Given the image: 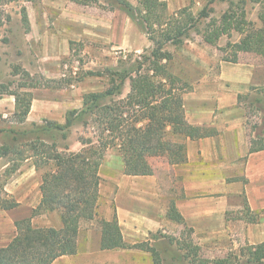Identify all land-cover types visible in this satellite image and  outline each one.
<instances>
[{"label":"trees","instance_id":"1","mask_svg":"<svg viewBox=\"0 0 264 264\" xmlns=\"http://www.w3.org/2000/svg\"><path fill=\"white\" fill-rule=\"evenodd\" d=\"M76 1L83 4L104 1L112 8L125 10L149 33L153 48L135 58L130 55L127 59L122 58L120 68L87 71L89 75L107 76L109 85L102 91L85 93L82 107L67 110L64 122L44 118L43 123H33L32 128H0L1 132L9 133L14 142L24 140L15 147L0 144V157L16 153L20 159L34 158L37 169L49 166L41 175V200L31 216L15 221L14 237L0 248V264H52L58 257L79 250L78 235L82 223L98 215L100 166L108 149L115 147L119 150L126 174L148 175L153 173L150 157L164 155L172 164L185 162L186 141L215 132L188 122L184 94L192 89V85L170 69L173 55L165 49L167 43L185 35L200 17L207 16L206 7L215 0H207L197 17L186 8L175 15L168 14L165 0H140L138 5L130 0ZM246 1L238 0V9L225 12L220 24H212V30L205 34V40L211 44H216L222 35L230 34L232 30L243 34L240 41L229 43L234 48V55L224 60L238 62L241 51L254 52L264 60V0H249L261 6L259 18L263 25L260 27H255L254 22L247 19L246 9L241 5ZM23 16L29 22L25 8ZM24 74L32 78L29 71L24 70ZM127 80L130 88L123 96ZM35 85L23 84L25 91L8 92L15 96L14 115L20 121H24L31 110V88ZM2 87L9 91L7 86ZM87 116L92 118L94 136L81 137L84 147L79 151L60 150L54 132L65 137L66 131L77 121L82 120L87 126ZM251 142V151L264 149V135L253 137ZM29 150L32 154H26ZM4 188V184H0V208L18 206L19 202L8 196ZM51 211L59 212L61 227L33 224V217ZM245 211L252 213L247 205ZM168 216L178 222L184 221L174 203ZM248 220L255 221L256 217L249 216ZM99 222L102 249H145L151 251L156 264H161L159 252L147 242L127 244L124 241L116 214L110 220L101 218ZM186 246L194 250L199 248L191 243ZM241 254L244 261L233 256L236 262L224 257L201 260L197 264H264V241L249 244Z\"/></svg>","mask_w":264,"mask_h":264},{"label":"rangeland","instance_id":"2","mask_svg":"<svg viewBox=\"0 0 264 264\" xmlns=\"http://www.w3.org/2000/svg\"><path fill=\"white\" fill-rule=\"evenodd\" d=\"M138 5L140 0H130ZM167 13H175L183 8L197 17L207 5V0H165ZM238 0H215L207 5V16L200 17L187 33L180 39L166 44L165 49L173 55L169 67L174 73H183L190 77L194 72V65L202 64L207 58H232L233 46L229 43L238 42L243 34L232 30L230 34L222 35L216 44L205 40V34L220 24L222 16L229 9L236 10ZM246 9V17L254 22L255 27L262 26L259 18L261 6L247 0L241 4ZM24 8L28 14V21L24 20ZM185 15L184 18L187 19ZM0 128L14 126L17 129L32 128L33 123H43L44 118L60 120L67 110L81 108L83 95L91 91H102L109 85L107 76L89 75V70L117 69L121 67L120 60L128 55L135 58L139 54L149 53L153 48V41L149 33L142 29L129 14L119 8H112L104 1L94 4H83L76 0H0ZM246 52V51H244ZM238 56L239 59L254 60V52ZM263 60V59H262ZM27 70L32 75L28 78L24 74ZM263 77V75H262ZM36 84L31 88L33 100L31 113L24 121H20L14 113H8L15 104V96L10 91H25L24 85ZM7 86L9 91L4 87ZM130 88L129 80L123 87L124 96ZM245 100L248 125L255 132L254 137L264 135V86L256 92L248 93L241 98ZM4 110V111H3ZM2 111V112H1ZM7 112V115L5 113ZM87 126L82 120L66 131L64 137L58 131L54 132L60 150L69 143H79L81 137L94 136L92 118L87 116ZM24 140L14 142L9 133L0 131V144L19 146ZM21 142V143H20ZM84 147V146H83ZM82 149V148H81ZM32 151H26V154ZM16 153L0 157V184L8 196L26 201L31 195L34 200L36 194L35 182L41 181L43 170L34 165V158L20 159ZM158 157L152 158L154 162ZM123 159L115 147L106 151L101 175L104 180L103 195L99 200L100 212L106 211L112 193L116 192L114 183L107 175L120 173ZM34 165V166H33ZM15 167H18L13 171ZM102 168V169H101ZM29 178L30 186H22V180ZM27 183V184H28ZM21 185V187H20ZM32 187V188H31ZM29 196L25 198L26 193ZM4 196V195H3ZM105 198V199H104ZM171 204L169 205L168 211ZM10 209L0 208V248L8 244L16 233ZM37 216L35 222L51 221V226L58 225L60 214L52 211ZM104 215V214H102ZM254 214L250 217L253 218ZM169 217V216H168ZM228 218L245 217L237 211L229 212ZM97 220L85 222L81 238L89 239V228H99ZM174 220V219H173ZM176 221V220H175ZM234 230L197 232L178 222L150 232L147 242L159 252L161 264H197L201 260L238 256L240 261L245 257L241 251L249 243L244 238L242 228ZM196 244L197 250L186 244ZM185 245V246H184ZM84 246V245H83ZM100 264H156L151 251L137 248L110 253ZM234 262L237 260L232 258Z\"/></svg>","mask_w":264,"mask_h":264},{"label":"crops","instance_id":"3","mask_svg":"<svg viewBox=\"0 0 264 264\" xmlns=\"http://www.w3.org/2000/svg\"><path fill=\"white\" fill-rule=\"evenodd\" d=\"M245 53L249 52L241 51L240 55ZM255 55L254 60L240 58L238 62L210 57L202 64L194 65L190 77L176 73L192 85V89L184 94L188 122L215 132L188 139L185 162L172 164L164 155L150 157L152 174H126L122 163L120 173L106 177L113 181L116 192L109 200L113 205L107 206L104 212L99 208L104 183L100 171L98 215L85 222L98 218L110 220L116 214L124 241L135 244L166 224H177L168 217L169 205L174 203L183 216V222L197 232L238 227L243 229L249 244L264 241V149L251 151L255 132L248 125V102L241 99L264 86V60ZM8 113H15V104ZM63 119L65 115L60 118ZM79 143H69L63 149L79 151L84 146L80 140ZM154 157H158L157 162L152 160ZM28 179L22 180V186L31 185ZM40 185L41 181L35 182L34 200L28 192L26 201L18 200L19 205L10 209L9 216L14 224L31 216L41 200ZM246 205L251 214L245 211ZM232 211L245 217L228 218ZM47 213L50 212L37 216H47L44 215ZM253 214L256 220L251 222L248 218ZM37 216L32 219L34 225L51 226L50 220L37 224ZM85 222L78 235L79 250L58 257L52 264H100L111 252L137 249H102L101 227L89 228V239L83 241L81 234ZM61 226L60 218L54 227Z\"/></svg>","mask_w":264,"mask_h":264}]
</instances>
